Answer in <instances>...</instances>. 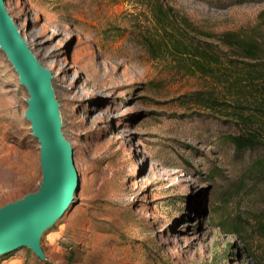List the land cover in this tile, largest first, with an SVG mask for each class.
<instances>
[{"label": "rangeland", "instance_id": "374dc122", "mask_svg": "<svg viewBox=\"0 0 264 264\" xmlns=\"http://www.w3.org/2000/svg\"><path fill=\"white\" fill-rule=\"evenodd\" d=\"M4 1L53 74L80 184L41 239L46 259L21 248L0 264H264V150L224 138L238 128L236 91L163 49L149 0ZM165 1L203 46L236 33L258 42L264 63V0ZM206 92L227 104L202 106ZM28 98L0 49V207L42 182ZM245 98L242 111L259 124V99Z\"/></svg>", "mask_w": 264, "mask_h": 264}, {"label": "water", "instance_id": "95a60500", "mask_svg": "<svg viewBox=\"0 0 264 264\" xmlns=\"http://www.w3.org/2000/svg\"><path fill=\"white\" fill-rule=\"evenodd\" d=\"M0 49L29 94L25 118L40 145L39 189L0 207V256L21 248L46 259L41 239L68 211L80 184L74 149L63 134L53 74L43 67L0 0Z\"/></svg>", "mask_w": 264, "mask_h": 264}, {"label": "trees", "instance_id": "16d2710c", "mask_svg": "<svg viewBox=\"0 0 264 264\" xmlns=\"http://www.w3.org/2000/svg\"><path fill=\"white\" fill-rule=\"evenodd\" d=\"M165 2V0L147 2L160 29L159 33L161 32L158 42L163 44V49L172 54L176 61L179 62L180 58L185 61L192 73L198 72L206 77L217 78L222 84L236 91L237 94L232 95L239 98L236 100L239 110L234 113L238 128L224 135V138L238 151L253 150L257 147L264 150V63L259 60L258 42L229 32L222 35L219 44L223 46L212 43L203 46L196 35L192 36L190 32L189 29L193 27L189 18L185 14L177 16L175 8L165 5ZM245 94L254 95L259 99V124L256 118L242 111L246 108L244 101H247V98L240 97H244ZM224 99L226 96L220 99L207 92L196 96V100L209 109L224 107V104H227ZM65 130L64 127V133ZM257 166L259 173L264 175V154ZM260 228L261 234L264 235V222ZM26 250L28 253L31 252L28 248ZM68 254L71 260L75 258L73 251H69ZM37 260L38 264H48L47 260L44 262Z\"/></svg>", "mask_w": 264, "mask_h": 264}, {"label": "clouds", "instance_id": "9594fccd", "mask_svg": "<svg viewBox=\"0 0 264 264\" xmlns=\"http://www.w3.org/2000/svg\"><path fill=\"white\" fill-rule=\"evenodd\" d=\"M65 232V226L61 225L60 228L55 231V232H50L47 236L46 239L49 244H56L57 241L61 240L63 238V234Z\"/></svg>", "mask_w": 264, "mask_h": 264}, {"label": "bare ground", "instance_id": "6f19581e", "mask_svg": "<svg viewBox=\"0 0 264 264\" xmlns=\"http://www.w3.org/2000/svg\"><path fill=\"white\" fill-rule=\"evenodd\" d=\"M65 137V136H64Z\"/></svg>", "mask_w": 264, "mask_h": 264}]
</instances>
